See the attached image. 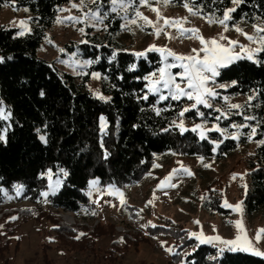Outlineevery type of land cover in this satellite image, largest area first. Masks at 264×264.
Here are the masks:
<instances>
[{"label": "trees", "instance_id": "16d2710c", "mask_svg": "<svg viewBox=\"0 0 264 264\" xmlns=\"http://www.w3.org/2000/svg\"><path fill=\"white\" fill-rule=\"evenodd\" d=\"M68 1L0 0V10L7 3L11 6L14 4L16 8L24 7L32 14L31 30L24 35H19L15 28L0 25V103L9 113V122L0 118V135L4 136L0 140V189H3L0 191V204L6 202L8 194H12L20 202L42 205L47 201L45 203L51 208L82 214L92 208L86 195L91 178H98L100 185L131 186L148 174L157 155L173 152L202 158H225L237 150L239 144L248 146L253 142L255 147L247 158L249 187L243 202L249 215L264 211V145L257 143L264 140V52L257 54L256 62L248 59L235 61L222 69L216 78L218 84L226 85L219 89L224 96L247 97L241 104L242 108L225 109L229 113L228 118L219 121L215 119L219 112L202 105L197 108L204 113L203 117L197 114V109L185 113L190 120L216 123L221 129L227 128V135L236 130L230 125L246 123L257 128L253 140H248L250 127L239 130L243 133L239 140L225 138L216 131L208 132V139L201 140L196 132H182L173 123L187 102L185 99H167L157 103V96L148 94L147 81L143 77L161 66L160 55L148 52L146 57L137 58L125 51L117 38L122 31L119 15L110 14L104 21L101 33H92L88 29L84 39L88 43L66 45L70 50L77 48L81 56L88 60L99 57V62L89 66V72L101 74V91L109 99L96 98L89 91V72L73 75L59 70L53 62L38 55L46 32ZM101 2L107 11L110 8L109 0ZM173 3L180 6L184 0H174ZM232 4V0H193L190 3L194 9H202L199 16L215 17L222 16ZM235 9L231 24L237 21L246 24L264 21V0H243L236 4ZM113 51L116 58L110 62ZM132 64L136 68L129 71ZM232 81L236 83L232 84ZM145 94H148L146 100L143 99ZM155 108L167 110L157 115ZM101 116L106 121L103 131ZM244 116L255 119L245 121ZM40 136H44L46 142ZM219 140H223V143L214 152V144L209 141ZM105 152L108 153L107 158ZM60 170L67 172L61 189L54 195L41 196L40 193L47 187L46 172L56 173ZM15 185L23 186L19 196ZM208 198L203 203L204 208L211 213H229V210L221 207L218 198ZM9 218L5 219L6 224L17 221ZM53 218L51 222L55 226L52 230L59 243H65L66 249H71L73 253L91 251L95 264H117L120 261L115 254L122 249L121 241L113 240L110 229L90 231ZM147 230L150 234L171 235L175 241V251L181 253L178 256L170 255L169 260L174 264H180L184 259L188 264H264V257L241 251H225L223 256L209 259L217 257L218 249L200 245L193 251L196 240L189 239L186 230L180 226L158 225ZM81 232L86 235L75 239ZM103 236L110 238V246L100 255L99 262L95 259L99 255H95L94 246ZM122 238L124 247L139 241L130 234H123ZM11 240L8 236L0 243L1 264H6L7 252L12 250L14 255L17 253L18 244L15 243L12 248ZM188 252H192V255L184 257L183 253ZM42 262L52 264L46 253L42 256Z\"/></svg>", "mask_w": 264, "mask_h": 264}, {"label": "rangeland", "instance_id": "374dc122", "mask_svg": "<svg viewBox=\"0 0 264 264\" xmlns=\"http://www.w3.org/2000/svg\"><path fill=\"white\" fill-rule=\"evenodd\" d=\"M73 3L79 5L80 0H69L63 5L58 12L54 24L46 32L38 48V55L47 61L53 62L59 70L79 76L89 72V66L81 67L79 63L88 59L82 57L77 48L70 50L66 45L81 44V41L85 39V34L88 32V29L92 30V33H101L103 25L92 27L87 24L72 23L67 20L63 23H58L57 19L60 18L63 20L64 17L68 16L83 18L85 12L94 11L97 6H101L102 11H106V9L103 7L101 0H96L95 4L91 0H86V7L82 9L73 8ZM152 6L157 7L161 16L165 18L187 17V23L183 27L199 29V34L204 38L215 37L219 39L220 34L223 33L230 40L238 41L236 45L232 46V51L233 53H239L242 57L246 56V53L241 51V45L246 49H253L260 46L258 43L247 40L244 35L234 30L236 27H239L249 35H256L252 25L261 24L262 22L259 20L253 24H246L242 21L231 24L228 21L229 30L225 32L219 24L209 25L201 16L190 15L183 5L178 6L172 3L164 6L152 0ZM235 6L236 4H232L229 8H235ZM190 7L192 6L190 5ZM135 8H138L151 21H157L156 13L146 6H140L138 0L134 8L128 10L127 16L129 18L135 17ZM15 9L13 6L8 5L0 10V25L15 28L18 33L22 30L24 34L30 32L32 14L24 7H15ZM124 15L123 12L119 14L120 17ZM21 20L27 21V24L23 28L19 24ZM125 23L127 21L122 19V25ZM138 23L144 25V21L142 20H138ZM157 23L158 25H162L163 20ZM81 27L84 28V33L78 31ZM165 31L168 35L161 33L157 37L153 34L154 28L152 26H144V30L141 31L137 25L128 23L127 29L122 30L117 38L122 43L123 49L133 54L146 50L150 45H155L160 48L166 47L176 53L185 55L190 54L193 48L198 49L202 47L197 39L177 38L178 34L175 28L168 27ZM169 35L172 37L171 39L168 38ZM49 40H51V43L48 42ZM219 42L227 45L226 40H220ZM59 49H64V52H60ZM157 53L161 58V54L159 52ZM257 54L254 56V61L256 60ZM61 60L67 61L71 67L61 63ZM171 71L176 73L181 71V69L174 68ZM89 73V91L96 98H99V96L107 98V95L101 91V74L99 73L100 78L97 79L93 78L91 74L98 72L91 71ZM216 84L221 85L217 82ZM220 88L223 87H216L218 96L212 101L213 109L219 108L225 112V109H229V105H241L247 100L245 96L227 97L228 99L225 100L224 97L226 96L219 92ZM219 96L222 97L219 98ZM181 99L187 101L184 103L183 108L190 107L194 103V101H189L186 98ZM0 109L3 110L4 118L2 119L9 122V113L6 111L3 103H0ZM181 120L183 121V127L188 130H191L195 124H202L203 128L196 132L198 136L200 131L209 129L213 124H216L203 122L202 120H190L184 115L176 119L175 125L179 124ZM178 128L180 129V127ZM207 133L205 132L206 136ZM254 147L255 143L253 142L249 143L248 146L239 144L237 150L225 158L210 157L203 158V160L200 159V156L179 155L173 152L157 155L154 164L159 165V167H152L139 183L131 186L115 187L124 194L123 198L126 204L123 207L120 204V197L107 194L106 190L109 185H100L99 183L93 187L89 184L92 180L99 181L98 178H91L88 181L86 195L90 198L92 208L82 214L54 209L49 207L45 202L42 205H36L26 201L20 202L15 199L14 195L8 194L6 202L0 204V217L3 218L0 220V225H3V227H0V243L9 236L12 239L10 241L11 247L17 243L18 250L15 255L12 250L6 253V264H43L42 256L45 253L50 257L52 264H95L93 262L94 254L92 253L93 256H91V251L73 253L71 249H66L67 246H65V243L63 245L59 243L57 236H55L52 230V227L55 226L51 222L52 217L66 225L81 226L90 231L96 229L105 231L106 229H110L113 240L121 241L123 234H130L134 239H138L139 241L134 245L133 243L127 244L126 247H124V240L121 242L122 249H119L115 254L118 260H120L117 264H174L169 260L170 254L165 252L161 247V241H166L165 247H172L175 250L174 239L170 234H150L147 230L148 227H151L149 222L156 226H180L186 230V233H200L202 231L204 236L219 235L225 240H232L238 233L234 224L229 222L242 220L247 239L251 241L253 247L264 252V237L261 238L260 242H257L255 239L257 229L264 228V211L249 215L245 210L244 202L242 205V213L225 207L223 208L229 210L227 214L218 212L211 213L203 207V203L209 199V196L218 198L220 205L225 200L232 205L244 201V196L249 187L250 169L247 164V158L253 152ZM204 164H208L210 167L205 168L203 166ZM181 166L190 170L193 175L181 174L179 177H174L171 181L166 182L165 185L157 189V185L173 169H179ZM234 174L235 178H233ZM45 177L47 187L43 192H49L51 194L50 184L55 188V192L61 189L64 171L60 170L56 173L48 171ZM56 179L61 181L59 186L55 185ZM167 183H174L177 187H168ZM244 185H246V188L243 187ZM154 190H156V198H153ZM8 197H11V199H8ZM201 197L206 198L202 200ZM149 200H152V204L146 207L145 205ZM93 201H97V203H93ZM141 209L143 211H140ZM21 210H24L26 213ZM92 212H95L96 215H92ZM137 212H139L138 216L135 215ZM13 216L18 217L16 219L17 221L6 224L5 219ZM194 221H199V224L194 223ZM141 225L149 226L141 228ZM213 227H215V231H213ZM146 232L148 235L145 234ZM16 237H19V239H16ZM196 243H198L197 240ZM213 243L216 244L217 242ZM201 245L213 246V244L207 243ZM109 246L110 238L108 236L100 237L95 242V255H99L98 258H95L97 259L96 261L100 262V255ZM221 246L217 244L215 247L218 249ZM87 247H89V244Z\"/></svg>", "mask_w": 264, "mask_h": 264}, {"label": "snow or ice", "instance_id": "6c2138e0", "mask_svg": "<svg viewBox=\"0 0 264 264\" xmlns=\"http://www.w3.org/2000/svg\"><path fill=\"white\" fill-rule=\"evenodd\" d=\"M93 4L96 3V0H91ZM137 0H109L110 8L107 11H102L101 6H97L94 11L85 12L83 14V18L77 17V16H68L64 17L63 20L60 18L57 19L58 23H63L65 20L71 21L72 23H81V24H87L88 26L96 27L98 25H103L104 21L108 19L109 15L112 13H115L119 15L121 12H123L125 15L121 17V19H124L127 21V23L123 24L122 30L127 29V24H135L137 27L140 28L141 31L144 30V26H152L154 28V35L159 37L161 33H164L165 35H168V33L165 31L166 28L171 27L175 28L177 32V38H194L197 39L202 47L200 48H193L191 50L190 54H179L171 49L160 48L155 45H150L146 50L142 52H136L134 55L137 58L146 57V54L148 52H159L161 54V66L158 67L154 72L149 73L148 75L144 76L143 79L147 81L146 87L148 88V94H154L158 96L157 103L160 101H164L167 99H171L174 101H179L181 98H186L189 101H194L190 105V107H185L179 112V116L183 117L185 113L197 109V114L201 117L204 116L203 112H199L197 106L202 105L205 108H212V101L218 96V93L216 91V87H226V85H217L216 84V78L220 76L221 70L228 68L232 63H234L236 60L247 58L248 60L254 61V56L257 53L264 52V21H262L261 24H253L252 27L256 33V35H249L248 33L243 32V30L239 27H236L234 30L238 33H241L245 36V38L249 41L258 43L260 46L253 48V49H246L243 45L240 46L241 51L246 53V56L242 57L239 55V53H233L232 46L236 45L238 41L230 40L228 37L224 36L223 33L220 34L219 39L213 37V38H204L202 35L199 34V29L196 28H186L183 27L184 24L187 23V17L183 18H165L162 17L160 14V11L157 7L152 6V0H138V4L140 6H146L151 11L156 13L157 21H151L148 17L144 16L143 13H141L138 8H135V17L129 18L127 16L128 10L130 8H134L135 3ZM157 4H162L164 6H168L174 2V0H155ZM193 0H184L183 7L189 12L190 15L198 16L201 15L202 9H194L193 7H190V3H192ZM233 4H240L243 2V0H232ZM4 6H8L6 3ZM73 8L82 9L86 7V0H80V4L77 5L76 3L72 4ZM13 8L15 9V5L13 4ZM26 10V9H25ZM235 8H229L225 9L223 12L222 17H215V16H201L202 19H205L206 23L209 25L212 24H219L223 27L224 31L227 32L229 30V24L228 21L232 19L231 13L234 12ZM138 20L144 21V25H140L138 23ZM163 20L162 25H158V21ZM21 27L23 28L27 21L21 20L19 22ZM106 30V26H105ZM79 32L84 33V28L81 27L78 29ZM19 35H24V31H20ZM169 39L172 37L169 35ZM220 40H226L227 45L221 44ZM51 43V40L48 41ZM81 43H88L86 40H82ZM60 52H64V49H59ZM202 54V55H201ZM75 55V54H73ZM116 58V52L113 51L112 56L110 57L111 60H115ZM61 63L66 64L67 66L71 65L67 61H60ZM99 62V57L96 58V60H83L80 63L81 67L90 66L93 63ZM256 62V61H254ZM136 68L135 64L130 65L129 71H134ZM174 68H179L181 71L173 73L171 70ZM93 78H100L99 73H92L91 74ZM235 81H232V84H235ZM148 94H145L143 96V99H148ZM41 95H43V92H41ZM100 99H109L105 98L103 96H99ZM252 97H249L251 99ZM225 100H227V97H224ZM242 108L241 105L238 104H231L229 105V110L231 109H240ZM156 114L159 115L161 111H166L167 109H159L155 108ZM216 112H219L220 115L216 116L215 119L217 121L223 119H227L229 113H226L222 111L219 108L215 109ZM242 114V113H237ZM0 118H4L3 110L0 109ZM255 119V117L250 116H244V120H250ZM101 121V131H103L105 127V118L103 116L100 117ZM175 124L176 122L173 121ZM177 127H180L181 131H187L188 129H185L183 127V121L181 120L179 124L176 125ZM231 128L236 129V132H233L229 135H226L225 138H231L233 140H239L240 136L243 135L239 130L241 128H251V134L248 135V140L252 141L253 136L257 133V128L252 127L248 124H232L230 125ZM203 128L202 124H195L191 131L197 132L198 130H201ZM168 129H165L164 131H167ZM216 131L220 132L221 135H225L228 133V129H221L218 124H213V126L209 129H205L204 131L199 132V136L201 140L208 139V137L205 135V132H211ZM4 136L0 135V140H3ZM40 139L42 141H45L44 136H40ZM210 143L214 144L213 151L215 152L216 149L219 147L221 143H223V140L219 141H209ZM258 145H264V140H260L257 142ZM108 153L105 152V158H107ZM203 160V158H200ZM179 163V162H178ZM205 168L210 167L208 164L203 165ZM153 167H159V165L154 164ZM63 171V170H61ZM187 174L188 176H192L193 173H191L190 170L187 168L181 166L179 169H173L171 173L167 177L164 178L163 181L160 182V184L157 185V189L161 188V186L165 185L166 182L171 181L174 177H179L181 174ZM64 175H67V172H64ZM233 178H235V174L233 175ZM61 181L59 179H56L55 185L59 186ZM89 184L93 187L99 184L98 180H92L89 182ZM168 187H177L174 183H167ZM243 187L246 188V185ZM17 196L21 194V191L23 189L22 185H15L14 186ZM49 188L51 189V194H55V188L52 187V185H49ZM0 191H3V189H0ZM108 195H115L120 197V204L123 207L126 204V201L124 200V194L117 188H115L114 185H109L108 189L106 190ZM155 191H153V198L155 197ZM5 195H7L5 193ZM41 196L47 197L49 195V192H41ZM206 197H201V199H205ZM8 199H11V197H8ZM47 202V201H45ZM93 203H97V201H93ZM152 204V200H149L146 207ZM243 201L237 203L236 205L229 204L226 200L222 203L221 207L232 209L235 212L242 213L243 208ZM31 211V210H29ZM140 211H143L141 209ZM92 215H96L95 212L91 213ZM135 215H139V212L135 213ZM131 218V215H130ZM10 220H15L17 217L13 216L9 218ZM194 223L199 224V221H194ZM234 224V226L237 229V236L232 240H225L221 238L219 235L216 236H204L203 232L200 233L196 232H189L187 233V237L189 239L195 238L198 243L196 244L193 251H195L196 248H199L201 244H213V246L222 245L221 247H218L217 250V257H209V259H217L220 256H223L225 251L227 252H249L250 254L257 255L264 257V252H261L259 249H256L252 246L251 241L247 239L245 229L243 227L242 220L232 221L229 222ZM149 225L151 227H156L155 224H152L149 222ZM149 225H141V228L148 227ZM0 227H3V225H0ZM215 227H213V231H215ZM148 235V233H145ZM86 234L81 232L79 233L75 239L79 240L82 236H85ZM264 237V228L257 229L256 232V241L260 242L261 238ZM155 238V237H153ZM16 239H19V237H16ZM183 239V237H181ZM123 241V238H121V242ZM213 242H217L214 244ZM166 241H161V247L164 249L165 252L169 253L170 255L178 256L181 255V253H178L174 250L172 247H165ZM184 257H188L192 255V252L183 253ZM180 264H188V261L186 259L181 260ZM194 264V262H193Z\"/></svg>", "mask_w": 264, "mask_h": 264}]
</instances>
